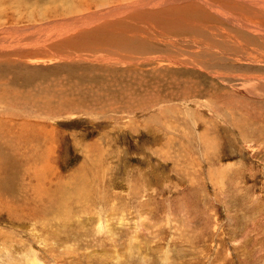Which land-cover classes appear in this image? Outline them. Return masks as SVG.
<instances>
[{"label":"rangeland","instance_id":"obj_1","mask_svg":"<svg viewBox=\"0 0 264 264\" xmlns=\"http://www.w3.org/2000/svg\"><path fill=\"white\" fill-rule=\"evenodd\" d=\"M148 1L0 0V264H264L262 32Z\"/></svg>","mask_w":264,"mask_h":264},{"label":"bare ground","instance_id":"obj_2","mask_svg":"<svg viewBox=\"0 0 264 264\" xmlns=\"http://www.w3.org/2000/svg\"><path fill=\"white\" fill-rule=\"evenodd\" d=\"M143 1H145V0H143ZM156 1L161 2L162 0H156ZM206 1H208V0H206ZM232 2H231V4H232ZM234 2L236 3L237 7L234 6L229 10H227L226 8L222 9L219 6L215 5L214 3H211L210 1L206 2V5L213 7L211 9H213L215 12H217V14L219 16L223 17L231 25H233L235 28H237V31L241 32L240 34L246 35V34H244V32H245L248 34H252V36L254 35L258 38L261 36L260 33L262 32L261 38L264 39V0H234ZM143 4H146V2L145 3H137L136 2L134 6L132 5V7H139V5L142 6ZM148 4H153V1L147 0V5ZM238 4L242 5L244 8L238 7L239 6ZM121 10H122V7L114 6L112 8L103 10L102 13H100L98 11L99 13H96V14L97 15L104 14L105 17H109L110 15H112V14L114 15L117 12L119 13ZM145 13H147V12H145ZM156 14H158V13L156 12ZM97 15L94 14V15H92V17L95 18V17H97ZM148 17H150V16H148ZM83 20H84V17H83ZM255 20H258V21H255ZM86 22H91V20L86 21ZM74 27L75 26H73L72 28L74 29ZM71 29L68 28V31H70ZM246 36H248V35H246ZM241 40L236 38V43L238 44V46L243 47V45H240ZM247 40L248 39L244 38L242 41H247ZM0 42H1V40H0Z\"/></svg>","mask_w":264,"mask_h":264}]
</instances>
